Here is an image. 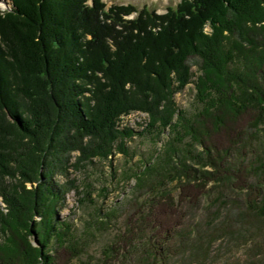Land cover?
Returning <instances> with one entry per match:
<instances>
[{
    "label": "trees",
    "instance_id": "1",
    "mask_svg": "<svg viewBox=\"0 0 264 264\" xmlns=\"http://www.w3.org/2000/svg\"><path fill=\"white\" fill-rule=\"evenodd\" d=\"M11 1L0 8V197L8 209L0 207V264H57L60 249L83 251L60 216L78 187L58 176L114 152L128 155L136 133L120 118L137 110L149 114L139 134L160 141L167 132V139L126 174L152 193L104 255L137 252L140 264H172L192 249L189 263L205 264L219 236L254 246L264 183L250 179L264 156L256 165L247 154L264 150V0H181L166 13L103 0ZM191 56L200 60L198 74ZM192 82L198 106L190 113L175 94ZM192 179L246 191L248 211L238 218L253 217V231L238 234L225 216L206 235L186 234L189 212L210 191L186 190Z\"/></svg>",
    "mask_w": 264,
    "mask_h": 264
},
{
    "label": "rangeland",
    "instance_id": "2",
    "mask_svg": "<svg viewBox=\"0 0 264 264\" xmlns=\"http://www.w3.org/2000/svg\"><path fill=\"white\" fill-rule=\"evenodd\" d=\"M103 1L107 7L112 4H132L138 9H142L144 6L150 5L151 8H156L159 13H166L168 6H175L181 0ZM91 2L92 0H88V3ZM11 7V0H0V8L2 10L10 9ZM135 14L133 13L131 16ZM204 30L210 32L212 28L207 24ZM189 61L192 64L193 72L198 74L200 72L199 58L191 56ZM195 77L196 75L193 78L195 79ZM195 94V84L192 82L182 91L177 92L175 99L180 107L187 109L191 113L198 106ZM249 117L248 114L243 116L244 119ZM148 121V112L140 110L122 115L120 118L121 127H133L136 133L133 139L127 143L130 147L128 155L114 152L109 159H95L92 165L71 167L68 175L58 176L59 180H71L78 187L77 189L72 188L67 193L66 204L61 208L60 216L68 220L74 227V232L79 237V245L82 246L83 251L77 256H72L67 250L60 249V252L57 253V264H140L138 261L140 254H137V252L128 254V258L118 256L119 259L115 257L113 259L106 257L103 250L127 231L130 226V216L152 193L147 184L139 186L135 177L128 178L126 176L127 173L130 174L139 170L143 165L141 162L150 160L151 157H155L158 152H161V146L167 139V132L163 133L160 141L149 133L139 134ZM240 121L243 122L242 119ZM247 155L249 157L248 161L253 162L255 159L259 160V157L264 156V150H259L255 153L251 152ZM258 160L256 165L260 162ZM143 170L141 169V173ZM250 180L253 184H263L264 168L258 165L257 173L253 174ZM170 181L167 178L165 186H170ZM198 183L200 182L192 179L191 183H188L192 187L187 185L186 190L189 188V190L193 189V191H203L205 189H210V191L207 195L202 196V200L197 205L198 207L193 208L189 212L186 224H184L186 234L191 232L194 237L198 233L203 234L208 228L221 227L220 221L225 216L228 219L232 218L229 221L232 224V229L240 228L238 234H247L248 231H244L246 228L249 231H253V228H251L253 227L252 224H255L253 217L251 218L248 214L246 216L242 213L245 217L238 218V215H240L239 210L248 211L246 208L249 207L247 205L249 202L246 191L235 188L231 182H218L215 184L210 181L205 183L204 187H198ZM176 185L178 184H172L169 190L174 195L178 194ZM27 186L32 187L31 183H28ZM219 191L222 194H219ZM262 191L264 193V184ZM222 197H224L227 206L219 204V198ZM188 206V204L183 203V207ZM0 207L3 208L4 212L8 211L2 197H0ZM219 211H221V216L216 217ZM107 214L108 216H106ZM35 218L39 219L38 216H35ZM259 222L261 223L260 229L257 233H254V243H256L254 246H252L253 241L249 243L245 241V243L239 244L237 238L235 236L231 237L230 234L219 236V239L212 242L205 264H264V221L259 220ZM204 235L206 234L204 233ZM35 236V233L30 235L29 240H31L32 245L37 246V237ZM139 239L141 240V238ZM192 251V249H188L186 253L174 256L172 264H198V261L189 263Z\"/></svg>",
    "mask_w": 264,
    "mask_h": 264
}]
</instances>
